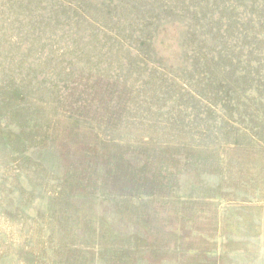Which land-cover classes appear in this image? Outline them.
I'll return each instance as SVG.
<instances>
[{
	"label": "rangeland",
	"instance_id": "obj_1",
	"mask_svg": "<svg viewBox=\"0 0 264 264\" xmlns=\"http://www.w3.org/2000/svg\"><path fill=\"white\" fill-rule=\"evenodd\" d=\"M0 264H264V0H0Z\"/></svg>",
	"mask_w": 264,
	"mask_h": 264
}]
</instances>
